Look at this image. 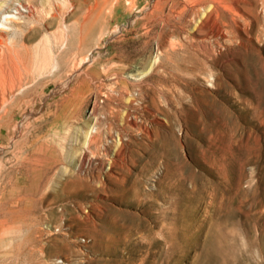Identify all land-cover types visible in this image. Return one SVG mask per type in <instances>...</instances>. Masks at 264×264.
<instances>
[{
	"label": "rangeland",
	"instance_id": "1",
	"mask_svg": "<svg viewBox=\"0 0 264 264\" xmlns=\"http://www.w3.org/2000/svg\"><path fill=\"white\" fill-rule=\"evenodd\" d=\"M231 1L0 0V264H264V13Z\"/></svg>",
	"mask_w": 264,
	"mask_h": 264
},
{
	"label": "bare ground",
	"instance_id": "2",
	"mask_svg": "<svg viewBox=\"0 0 264 264\" xmlns=\"http://www.w3.org/2000/svg\"><path fill=\"white\" fill-rule=\"evenodd\" d=\"M223 1V0H222ZM260 2H261V10L263 11V13H264V0H259ZM103 2V1H102ZM201 2V1H200ZM256 2H257V0H253V2L251 3H249V6H250V8L249 9H251V12L254 14L255 13V11H256ZM90 3V2H89ZM203 3V2H202ZM220 3V2H219ZM205 4H207V3H205ZM225 4V3H224ZM238 4V0H232L230 3H229V8H232V7H234L235 5H237ZM109 5V4H108ZM201 5V4H200ZM241 6L243 5V4H240ZM215 8H213V13H211V14H209V21H211L212 22V25L214 24L215 25V28L217 29V34L219 35L220 33H221V28L220 27H222L221 26V23L220 24H217V23H215L214 21H215V19H217L216 17H217V12H218V8H217V6H214ZM236 7V6H235ZM239 7V6H238ZM258 7V6H257ZM226 8V7H225ZM229 8H227V9H229ZM243 8V7H242ZM259 8V7H258ZM104 9V8H103ZM203 9V8H202ZM235 9V8H234ZM211 10H212V8H211ZM230 10V9H229ZM109 11V10H108ZM107 11V12H108ZM208 10H206L205 12H207ZM228 11V10H227ZM247 11H248V9H247ZM250 11V10H249ZM258 11V10H257ZM256 11V12H257ZM110 12V11H109ZM230 12H231V10H230ZM229 12V13H230ZM234 12V11H233ZM225 13V12H224ZM223 13V14H224ZM252 14V15H253ZM256 14V13H255ZM208 16V15H207ZM14 16H12L11 14H6V15H4L1 19H0V28L1 29H6L7 30V27H6V25L7 24H9V20L11 19V18H13ZM105 14L103 13V11H101V10H99V11H97V13H94V14H91V15H87V16H81V17H79L78 18V23H77V27H78V35H79V39L81 40V41H83V40H85L86 38H88L89 36H91L92 34H93V32L97 29V27L101 24V21H102V19L104 20L105 18ZM204 17V16H203ZM253 17V16H252ZM260 16H258V18H259ZM262 17V16H261ZM223 18V17H222ZM232 18V17H231ZM257 18V17H256ZM206 19V18H205ZM220 19V18H219ZM225 19V18H224ZM227 19H229V18H227ZM227 19H225V20H227ZM239 19V18H238ZM221 20V19H220ZM232 21H234L233 20V18H232ZM206 22V21H205ZM221 22V21H220ZM223 22H225V21H223ZM228 22V21H227ZM262 22V21H261ZM232 23V22H231ZM264 23V22H263ZM200 24V23H199ZM235 24V23H234ZM222 25H223V23H222ZM199 26H201V25H199ZM231 26V25H230ZM204 27V26H203ZM229 27V26H228ZM232 27V26H231ZM244 29V28H243ZM223 32V31H222ZM212 33V32H211ZM209 35V34H208ZM217 35V36H218ZM213 36V35H212ZM224 36V35H223ZM71 37V36H70ZM207 37H209V36H207ZM220 37H221V35H220ZM79 43V42H78ZM164 44V43H163ZM195 68V67H194ZM209 76V75H208ZM6 102L4 101V104H5ZM3 104V103H2ZM0 120H3V117L1 116L0 117ZM1 128V127H0ZM1 130H2V128H1ZM0 130V131H1ZM239 203V202H238ZM204 207V206H203ZM258 218V217H257ZM259 233V232H258ZM245 242H246V240H245Z\"/></svg>",
	"mask_w": 264,
	"mask_h": 264
}]
</instances>
